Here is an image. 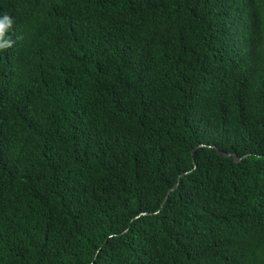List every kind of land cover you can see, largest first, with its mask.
Listing matches in <instances>:
<instances>
[{
  "label": "trees",
  "instance_id": "trees-1",
  "mask_svg": "<svg viewBox=\"0 0 264 264\" xmlns=\"http://www.w3.org/2000/svg\"><path fill=\"white\" fill-rule=\"evenodd\" d=\"M3 14L0 264H264V0Z\"/></svg>",
  "mask_w": 264,
  "mask_h": 264
},
{
  "label": "clouds",
  "instance_id": "clouds-1",
  "mask_svg": "<svg viewBox=\"0 0 264 264\" xmlns=\"http://www.w3.org/2000/svg\"><path fill=\"white\" fill-rule=\"evenodd\" d=\"M13 24V18L8 14H3L2 19H0V52L7 51L15 44V41L12 39V37L7 35L12 29Z\"/></svg>",
  "mask_w": 264,
  "mask_h": 264
},
{
  "label": "water",
  "instance_id": "water-1",
  "mask_svg": "<svg viewBox=\"0 0 264 264\" xmlns=\"http://www.w3.org/2000/svg\"><path fill=\"white\" fill-rule=\"evenodd\" d=\"M194 151H195V149H193L192 153H194ZM218 153H219L221 156H223V157H228V158L232 157L233 160H234V162H236V163H238V162L241 160V159L237 158L236 154H234V153H229V154H227V153L220 152L219 150H218ZM176 187H177V184L175 185L174 189H175Z\"/></svg>",
  "mask_w": 264,
  "mask_h": 264
}]
</instances>
